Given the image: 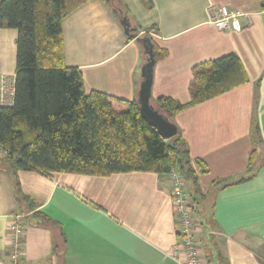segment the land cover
<instances>
[{
    "label": "crops",
    "instance_id": "crops-1",
    "mask_svg": "<svg viewBox=\"0 0 264 264\" xmlns=\"http://www.w3.org/2000/svg\"><path fill=\"white\" fill-rule=\"evenodd\" d=\"M119 7L133 33H125L105 0H89L62 19L63 64L80 70L86 93L137 101L147 59L144 37L166 51L152 69V105L159 97L188 103L194 66L228 54L239 58L247 83L170 120L191 159H200L208 170L200 175L192 163L212 220L213 230L206 231L194 216L201 227L198 240L206 263L264 264V165L252 178L237 183L248 177L252 119L264 145V0H120ZM219 8L248 13L250 21L242 19L239 33L221 31L210 22L212 9ZM16 38V30L0 28V78L12 84ZM215 181L221 183L214 186ZM14 182L36 211L58 224L64 240L63 264L185 260L181 250L173 253L178 237L168 176L150 172L44 176L30 171L12 176L0 164V264H9L7 232L12 216L26 215L15 199ZM58 234L55 228L25 218L22 264H59L53 254Z\"/></svg>",
    "mask_w": 264,
    "mask_h": 264
},
{
    "label": "trees",
    "instance_id": "trees-1",
    "mask_svg": "<svg viewBox=\"0 0 264 264\" xmlns=\"http://www.w3.org/2000/svg\"><path fill=\"white\" fill-rule=\"evenodd\" d=\"M87 1L0 0V28L17 32L13 102L0 107V148L5 153L0 164L6 165L12 176L30 171L44 176L150 172L167 177L177 170L188 185L201 226L206 231L213 229L210 206L208 210L205 205L208 199L201 193L192 163L200 175L208 173L207 167L200 159H191L178 129L174 137L161 138L140 116L136 100L86 93L80 70L64 66L62 19ZM105 1L119 19V12L123 13L120 0ZM151 45L154 63L166 56V51ZM245 83L247 76L239 58L228 54L193 67L188 103L159 97L153 107L171 122L175 114ZM249 136L253 148L246 168L248 177L237 183L252 178L264 165V145L254 119ZM220 183L215 181L213 185ZM14 196L26 214L32 213L30 219L35 224L59 231L53 254L63 264L60 244L64 240L58 224L36 212V205L22 194L17 182Z\"/></svg>",
    "mask_w": 264,
    "mask_h": 264
},
{
    "label": "built area",
    "instance_id": "built-area-1",
    "mask_svg": "<svg viewBox=\"0 0 264 264\" xmlns=\"http://www.w3.org/2000/svg\"><path fill=\"white\" fill-rule=\"evenodd\" d=\"M242 19L250 21V15L225 8L212 9V16H210V22L219 30L227 33L241 32L243 30ZM13 86L14 83H10L7 78H0V107L12 105ZM0 156H5L1 148ZM168 178L171 185V206L176 216L175 232L178 237V243L174 246L173 253L178 254L180 250L183 252L185 260L181 261L177 258L180 264H207L198 240L201 227L194 218V204L189 195L188 185L177 170H172L168 174ZM24 234L25 217L22 215L12 216L7 232L9 264H22Z\"/></svg>",
    "mask_w": 264,
    "mask_h": 264
},
{
    "label": "water",
    "instance_id": "water-1",
    "mask_svg": "<svg viewBox=\"0 0 264 264\" xmlns=\"http://www.w3.org/2000/svg\"><path fill=\"white\" fill-rule=\"evenodd\" d=\"M119 21L126 34L134 32V29L131 28L128 19L122 15L121 11L119 12ZM136 36V34L133 35V37ZM144 44L147 59L146 63L142 68L141 76L143 78V81L140 85V91L138 93L137 99L139 113L142 119L149 126L153 127L161 138L168 140L176 135L177 128L163 114H160L155 111L151 103L150 89L152 84V69L154 66V56L151 42L146 37H144Z\"/></svg>",
    "mask_w": 264,
    "mask_h": 264
},
{
    "label": "rangeland",
    "instance_id": "rangeland-1",
    "mask_svg": "<svg viewBox=\"0 0 264 264\" xmlns=\"http://www.w3.org/2000/svg\"><path fill=\"white\" fill-rule=\"evenodd\" d=\"M263 11H264V10H263ZM153 27H154V26H152V25L150 26V30H151V31H154V30H155V28H153ZM259 162H260V161H259ZM259 162L256 161V164L259 163ZM169 181H170V180H169ZM189 194H190V193H189ZM169 197H170V193H169ZM205 205H206V209L209 210V202H208V201H207V203H205ZM36 212H37V211H36ZM17 215H20V214H17ZM27 215L31 217V216H32V213L30 212V213H28V214H26V215H25V214H22V216H24L25 218H26ZM210 230L212 231L213 229L210 228Z\"/></svg>",
    "mask_w": 264,
    "mask_h": 264
}]
</instances>
